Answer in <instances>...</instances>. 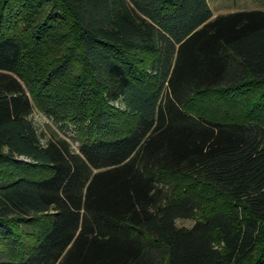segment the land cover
<instances>
[{
    "label": "trees",
    "instance_id": "16d2710c",
    "mask_svg": "<svg viewBox=\"0 0 264 264\" xmlns=\"http://www.w3.org/2000/svg\"><path fill=\"white\" fill-rule=\"evenodd\" d=\"M62 20L76 48L64 33L50 41ZM35 46L49 49L42 75L67 70L76 82L49 111L79 122L77 148L43 141L31 118L39 100L23 68ZM256 89L264 8L0 0V264H264V111L191 107L201 94L229 105ZM164 174L223 201L198 216V197L165 187Z\"/></svg>",
    "mask_w": 264,
    "mask_h": 264
},
{
    "label": "rangeland",
    "instance_id": "374dc122",
    "mask_svg": "<svg viewBox=\"0 0 264 264\" xmlns=\"http://www.w3.org/2000/svg\"><path fill=\"white\" fill-rule=\"evenodd\" d=\"M210 6L214 12V15L219 13H224L228 11H234L238 9H252V8H264V0H208ZM62 27H58V30H55L54 36L50 37V41H56L58 35L64 33L69 37V41H71V47L76 48V39H75V28H73L71 21L62 20ZM27 33H30L27 31ZM49 42V40H48ZM48 42L46 45L48 46ZM45 46V45H44ZM46 47V46H45ZM36 48V46H35ZM39 49V48H38ZM38 49H34V52L31 54L36 57L37 61L35 62V66L29 67L28 64L23 68V73L29 77V81H31V87L33 91H30L33 95L34 99L37 95L39 100V104L36 103L33 113L31 114V118L35 123L38 131L43 135V141L47 139V137L51 135H60L69 139L74 147H78L79 140L77 138L80 133V124L75 121V117L72 114L67 113L64 116H59L54 114V111H49L50 106H55L58 109H62L64 105H66V101H63V97L61 94L70 91L76 85L75 81H72V78L68 76L67 70L64 73H61L58 78L60 80L54 81L50 76L42 75V68L47 64V59L49 57V49L42 48L41 51ZM142 55H145V58H150L151 54L143 52ZM141 55V57H142ZM143 58V57H142ZM145 61V60H144ZM38 65L40 67H38ZM78 66H76L75 70ZM41 75V76H40ZM70 79V80H69ZM51 82L48 84V82ZM61 81V82H60ZM62 81H66L62 83ZM45 84V85H44ZM59 85V86H56ZM70 85L73 87H70ZM57 87V88H56ZM41 88L40 94L43 98H40L37 90ZM46 89V90H42ZM43 91L47 94H43ZM264 93L260 89H256L255 92H250L249 95L244 97H239L234 101V103L226 105L222 102H218L216 97L212 93L201 94L197 96L191 107L193 109L204 111L205 113H216L218 115H224L225 110L229 108H237L238 110H242L245 113L251 112L252 108H256V111H264ZM256 102H259L256 104ZM116 105L119 102H115ZM228 108V109H227ZM51 109V108H50ZM52 112V113H51ZM243 112V113H244ZM255 112V111H254ZM258 113V112H256ZM255 113V114H256ZM264 115V112H263ZM83 121V120H82ZM86 122H82L83 127L86 126ZM163 184L170 190H173L176 193L181 192H189L198 197L200 200L201 208L198 211V216H201L202 213L210 211L212 206L221 204L223 201V196L219 193L211 190L205 185L200 184L198 181H195L186 176L180 175H169L164 174ZM195 222L194 218H178L177 223L179 225H187L191 226Z\"/></svg>",
    "mask_w": 264,
    "mask_h": 264
}]
</instances>
